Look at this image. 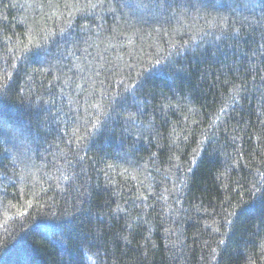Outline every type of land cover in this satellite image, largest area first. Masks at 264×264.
<instances>
[{
	"label": "trees",
	"instance_id": "1",
	"mask_svg": "<svg viewBox=\"0 0 264 264\" xmlns=\"http://www.w3.org/2000/svg\"><path fill=\"white\" fill-rule=\"evenodd\" d=\"M0 264H264V0H0Z\"/></svg>",
	"mask_w": 264,
	"mask_h": 264
}]
</instances>
